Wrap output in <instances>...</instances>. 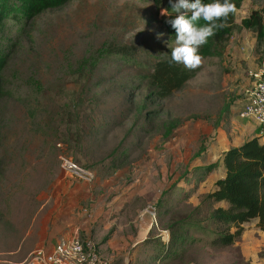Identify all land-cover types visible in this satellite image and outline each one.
Wrapping results in <instances>:
<instances>
[{
	"label": "rangeland",
	"instance_id": "374dc122",
	"mask_svg": "<svg viewBox=\"0 0 264 264\" xmlns=\"http://www.w3.org/2000/svg\"><path fill=\"white\" fill-rule=\"evenodd\" d=\"M253 11L264 18V0H244L221 55L202 58L196 76L165 100L148 98L144 81L175 46L153 0H71L31 21H6L0 44L10 56L0 95V264H30L72 202L92 217L103 210L98 216L106 221L129 200L153 213L151 234L168 242L167 224L213 190L224 176V153L244 138L248 119L239 113L251 74L264 69V29L242 25ZM110 46L130 48V61L106 54ZM170 122L177 127L165 138ZM62 156L92 170L95 180L65 176ZM113 165L117 169L105 177ZM208 165L217 169L205 182L181 181L186 171ZM161 197L167 205L160 210ZM254 224L245 229L246 242L228 248L210 244L218 228L206 224L190 233L183 257L162 264H264V231ZM108 234L101 244L91 240L99 248ZM147 252L152 249L144 247L140 263L129 264H150L142 261Z\"/></svg>",
	"mask_w": 264,
	"mask_h": 264
},
{
	"label": "trees",
	"instance_id": "16d2710c",
	"mask_svg": "<svg viewBox=\"0 0 264 264\" xmlns=\"http://www.w3.org/2000/svg\"><path fill=\"white\" fill-rule=\"evenodd\" d=\"M158 9L170 8L169 0H153ZM71 0H0V44L3 39L5 22L9 20L31 21L35 17L50 11L65 7ZM194 2V0H190ZM214 0H202L204 4L213 3ZM223 3V0H220ZM236 6V11L229 14L226 20L216 21L225 26L214 30L207 43L199 49L202 58L219 57L221 46L229 41L236 24L237 12L241 9L244 0H230ZM171 18L176 13L169 9ZM188 18L191 13L186 14ZM164 16L163 24L171 43H175V29L171 28ZM197 27L207 25L203 19L194 22ZM246 29H255L261 32L264 29L263 12L253 11L248 18L242 20ZM172 50L160 60L152 74L145 78L148 84V98L165 100L192 80L196 69H188L183 64H170ZM106 54L119 55L123 61H130V48L123 46H110ZM9 54L0 48V95L5 83L4 71L8 66ZM176 122H170L165 132V138L172 135L176 129ZM224 176L217 179L214 188L201 196L199 204L190 209L189 213L178 216L170 221L166 230L170 237L165 242L161 236H150L144 241L145 247H150L152 252L146 255L144 263L162 264L165 261L183 257L186 247L191 243L192 231L205 230L206 224H213L218 228L210 244L215 247L228 248L240 241L245 232V224L257 221L256 227L264 231V143L258 137L247 139L239 147L227 150L222 157ZM118 165L110 166L105 177L116 170ZM217 169L216 165L200 166L193 171H186L181 181L187 184L194 182L201 184ZM166 204L162 197L158 200V209ZM167 205V204H166ZM166 207L164 210L166 211ZM110 234L106 237L108 240Z\"/></svg>",
	"mask_w": 264,
	"mask_h": 264
},
{
	"label": "crops",
	"instance_id": "0c3cea01",
	"mask_svg": "<svg viewBox=\"0 0 264 264\" xmlns=\"http://www.w3.org/2000/svg\"><path fill=\"white\" fill-rule=\"evenodd\" d=\"M241 131L244 138L240 143L234 144L233 147H239L247 139L254 137L260 138L261 142L264 143V126H260L256 122L248 120V124L241 126ZM104 186L107 187L106 182H104ZM86 192L83 198L87 200L89 196ZM101 197H103V195H101ZM85 206H83V208ZM103 209L104 213H106L105 208ZM102 211L103 210H100L99 214ZM86 213V210L81 211L78 204L72 202L70 214L63 213V217L55 222L51 228V232L49 231L47 236L38 243V246L50 248L56 244L76 238L88 240L92 238L101 244L104 236L109 233L111 236L109 237L110 239L106 240L98 249L102 255L109 259L110 264H129V262L140 263L141 259L138 260V258L145 247L143 245L144 241L150 236L155 225H157V219L153 216V213L147 212L146 209L136 206L129 200L118 208L116 215L110 216L106 221L100 219L98 216L99 214L92 217ZM254 222L256 227L257 221L255 220ZM250 223L245 224V229H247ZM102 231L106 234H101ZM157 236L162 237V235ZM248 236L249 232L245 230L242 240L246 242ZM244 252L248 259L254 257V254H247L246 250ZM147 254H149V252H147ZM145 257L142 261H145Z\"/></svg>",
	"mask_w": 264,
	"mask_h": 264
},
{
	"label": "built area",
	"instance_id": "2783aa9c",
	"mask_svg": "<svg viewBox=\"0 0 264 264\" xmlns=\"http://www.w3.org/2000/svg\"><path fill=\"white\" fill-rule=\"evenodd\" d=\"M239 117L264 126V69L251 74L250 87ZM60 167L65 176L84 183H92L96 178L92 170L80 166L67 156L60 158ZM30 264H110V261L92 240L76 238L50 248L34 250Z\"/></svg>",
	"mask_w": 264,
	"mask_h": 264
},
{
	"label": "clouds",
	"instance_id": "9594fccd",
	"mask_svg": "<svg viewBox=\"0 0 264 264\" xmlns=\"http://www.w3.org/2000/svg\"><path fill=\"white\" fill-rule=\"evenodd\" d=\"M170 8H162L160 15L167 16L166 21L171 28L175 29V46L171 47L170 64H183L188 69H195L202 64V57L199 55V49L214 30L222 28L223 23L217 24L216 21L226 20L229 14L236 11V6L230 0H214L213 3L204 4L202 0H169ZM169 9H172L176 15L171 18ZM191 13V17H187ZM203 19L207 22L206 26L197 27L194 23Z\"/></svg>",
	"mask_w": 264,
	"mask_h": 264
}]
</instances>
